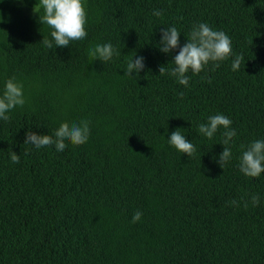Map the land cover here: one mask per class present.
I'll return each mask as SVG.
<instances>
[{
    "label": "trees",
    "instance_id": "trees-1",
    "mask_svg": "<svg viewBox=\"0 0 264 264\" xmlns=\"http://www.w3.org/2000/svg\"><path fill=\"white\" fill-rule=\"evenodd\" d=\"M36 3L0 0V95L15 77L26 100L0 120V264H264V173L238 167L247 145L264 140V0H85L87 37L52 49ZM201 22L225 32L234 55L189 71L187 87L160 75L179 51H160L162 29L175 26L183 46ZM105 43L120 54L91 60L89 47ZM139 56L144 69L125 76ZM216 114L237 132L224 169L213 159L224 129L197 132ZM83 119V145L24 144L29 130L54 135ZM178 128L194 157L168 143Z\"/></svg>",
    "mask_w": 264,
    "mask_h": 264
},
{
    "label": "clouds",
    "instance_id": "clouds-1",
    "mask_svg": "<svg viewBox=\"0 0 264 264\" xmlns=\"http://www.w3.org/2000/svg\"><path fill=\"white\" fill-rule=\"evenodd\" d=\"M33 12L39 13V23L52 29L51 39L44 37L41 41L48 49H52L53 44L55 47H67L70 42L83 40L87 37L85 0H38ZM153 15L162 17L163 11L157 9L153 12ZM3 19L2 14H0V21H3ZM180 34L175 26L162 29L159 42L160 51L168 54H171L175 49H179V51L173 59L175 67L169 70L161 65L159 74H168L175 77L177 82L185 87L189 84L190 77L186 75L189 71L198 75L210 64L214 65L213 70H215V68L220 67V62L234 55L230 37L223 31L214 30L207 23L194 24L187 36V42L183 46L180 44ZM119 54L111 43L96 44L88 49L91 60L99 59L104 63ZM133 57L127 61L125 76L135 77L133 72L137 76L145 67L143 56L135 59ZM241 60V56H235L232 63L233 71L239 70ZM208 82L211 83V80L209 79ZM181 96H183V93H181ZM25 103L23 84L16 81L15 77L9 78L5 83L3 94L0 95V120L9 121L11 110L17 106L23 107ZM221 128L224 131L221 134L222 140L220 143L225 147L219 158L213 157V159L224 169L232 159L230 145L234 143V137L237 136L236 130L232 127V120L223 114L210 115L207 118V123L198 125L197 132L208 139H212ZM89 137L90 121L83 119L79 123L62 122L54 131V135H41L29 130L26 133L24 144H32L37 149L54 144L58 151L63 152L67 147L65 141H69L73 145H83ZM168 143L182 154H187L190 158L194 157L196 153L194 144L186 139L179 128L171 133ZM244 148L245 146L241 145V149ZM25 154L27 153L25 152ZM10 159L15 164L20 162L19 155L14 151L11 152ZM238 167L243 174L251 178H258L264 173V140H254L247 145L246 150L242 151L239 158ZM229 203L239 206V202L235 199ZM251 203L253 206H258L260 203L259 196L253 194ZM247 206L248 202L244 201V207ZM141 217L142 212L136 211L132 223L138 222Z\"/></svg>",
    "mask_w": 264,
    "mask_h": 264
}]
</instances>
